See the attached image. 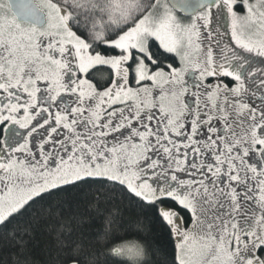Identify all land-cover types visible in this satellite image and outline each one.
I'll return each mask as SVG.
<instances>
[{"label": "snow or ice", "instance_id": "1", "mask_svg": "<svg viewBox=\"0 0 264 264\" xmlns=\"http://www.w3.org/2000/svg\"><path fill=\"white\" fill-rule=\"evenodd\" d=\"M60 195L146 209L175 264H264V0H0V227Z\"/></svg>", "mask_w": 264, "mask_h": 264}, {"label": "trees", "instance_id": "2", "mask_svg": "<svg viewBox=\"0 0 264 264\" xmlns=\"http://www.w3.org/2000/svg\"><path fill=\"white\" fill-rule=\"evenodd\" d=\"M106 76L101 70L96 79ZM111 232L141 243L143 264H175L174 242L152 213L107 195L53 196L34 217L0 227V264H123L109 254Z\"/></svg>", "mask_w": 264, "mask_h": 264}]
</instances>
